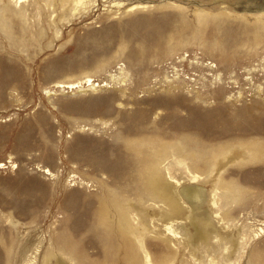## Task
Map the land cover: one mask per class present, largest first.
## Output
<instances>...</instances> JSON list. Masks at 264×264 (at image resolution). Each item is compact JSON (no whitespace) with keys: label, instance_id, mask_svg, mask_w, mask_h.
<instances>
[{"label":"rangeland","instance_id":"rangeland-1","mask_svg":"<svg viewBox=\"0 0 264 264\" xmlns=\"http://www.w3.org/2000/svg\"><path fill=\"white\" fill-rule=\"evenodd\" d=\"M106 196L137 264H264V0H0V264H127Z\"/></svg>","mask_w":264,"mask_h":264},{"label":"bare ground","instance_id":"bare-ground-1","mask_svg":"<svg viewBox=\"0 0 264 264\" xmlns=\"http://www.w3.org/2000/svg\"><path fill=\"white\" fill-rule=\"evenodd\" d=\"M64 1V0H59ZM81 2V0H76V3ZM129 9L135 8V5H129ZM217 15H211L205 12H199L197 15V19H207V17L214 18ZM3 22V21H2ZM258 32V31H257ZM43 33V29L40 27L36 29V34L41 35ZM258 41V40H257ZM254 43V42H252ZM87 80H90L87 78ZM76 85V83H75ZM69 86H74V83L69 84ZM156 154V153H155ZM160 168V167H159ZM148 179H147V194L150 195L153 199H161L164 200L168 206V213L171 215H175L177 211V194L174 193L170 189V185L168 183H162L160 181V175L155 172L153 169H148ZM219 185H224V181L222 179H218ZM177 193H179L182 197L185 198L189 204L194 207H200L198 203L195 201L200 200L204 197V192L200 187L188 185L177 189ZM215 202V201H213ZM123 207V208H122ZM131 209L130 205L127 203H122V206L116 201V198L113 197L109 199V197H104L101 199V203L99 209L97 211L98 220L100 224L103 225V228L106 231H110L113 235H109V240L116 241L114 249L112 253L116 252L118 247L123 248L124 255L126 258L127 264H137L139 261V252L140 250L144 251V245L138 239V236L143 233L144 226L140 228V226H136L134 228L128 226V214ZM175 213V214H174ZM191 213V212H190ZM115 215V218L113 216ZM117 216V217H116ZM192 224L194 225L192 231L191 242H196L198 240L207 241L209 238V231L206 228V216H195L194 213L189 215ZM143 224V223H141ZM127 227V228H126ZM166 229L172 233H176L175 229L171 225H167ZM230 241L234 243V240L231 238ZM144 264H152L149 254H145V259L143 260ZM208 264H213V261L210 260Z\"/></svg>","mask_w":264,"mask_h":264}]
</instances>
